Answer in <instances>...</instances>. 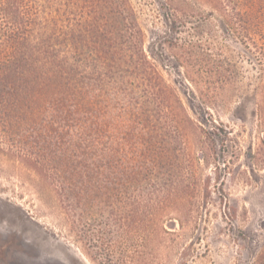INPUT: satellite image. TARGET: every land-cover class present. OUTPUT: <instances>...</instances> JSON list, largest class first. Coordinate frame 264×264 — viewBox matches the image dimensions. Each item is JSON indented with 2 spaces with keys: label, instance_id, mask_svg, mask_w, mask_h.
I'll use <instances>...</instances> for the list:
<instances>
[{
  "label": "trees",
  "instance_id": "obj_1",
  "mask_svg": "<svg viewBox=\"0 0 264 264\" xmlns=\"http://www.w3.org/2000/svg\"><path fill=\"white\" fill-rule=\"evenodd\" d=\"M142 44L129 0H0V150L96 264H157L164 221L192 219L190 121Z\"/></svg>",
  "mask_w": 264,
  "mask_h": 264
},
{
  "label": "rangeland",
  "instance_id": "obj_2",
  "mask_svg": "<svg viewBox=\"0 0 264 264\" xmlns=\"http://www.w3.org/2000/svg\"><path fill=\"white\" fill-rule=\"evenodd\" d=\"M220 1L129 0L191 122L192 219L164 221L175 236L157 264L264 262V0ZM20 153L0 150V264H96Z\"/></svg>",
  "mask_w": 264,
  "mask_h": 264
}]
</instances>
